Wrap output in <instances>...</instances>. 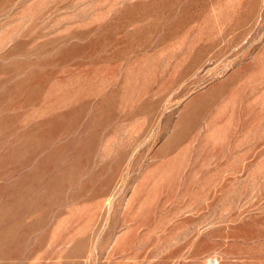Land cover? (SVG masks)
<instances>
[{
	"label": "rangeland",
	"instance_id": "1",
	"mask_svg": "<svg viewBox=\"0 0 264 264\" xmlns=\"http://www.w3.org/2000/svg\"><path fill=\"white\" fill-rule=\"evenodd\" d=\"M0 264H264V0H0Z\"/></svg>",
	"mask_w": 264,
	"mask_h": 264
}]
</instances>
